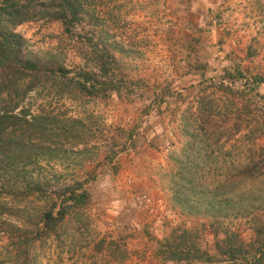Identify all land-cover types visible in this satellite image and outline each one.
I'll use <instances>...</instances> for the list:
<instances>
[{
	"label": "rangeland",
	"instance_id": "1",
	"mask_svg": "<svg viewBox=\"0 0 264 264\" xmlns=\"http://www.w3.org/2000/svg\"><path fill=\"white\" fill-rule=\"evenodd\" d=\"M19 1L31 19L8 30L21 37L26 58L91 71L118 89L62 93L55 77L37 74L0 96V111L19 103L16 116L30 110L54 118L44 144L39 126L37 137L18 133L37 157L0 177V264H202L199 255L228 264L230 248L257 243L264 232V101L235 100L219 87H232L226 72L238 68L246 79H263L264 95V0H74L80 20L70 32L49 18L50 1ZM210 80L219 86L209 88ZM205 98L213 102L203 113L213 107L216 123L204 124L207 133L220 127L232 135L211 138L210 148L198 135ZM247 106L255 114L233 137L235 122L225 117ZM33 181L45 190L32 194ZM81 185L85 205L34 241L62 188ZM166 239L181 241L188 260L167 261L160 254Z\"/></svg>",
	"mask_w": 264,
	"mask_h": 264
},
{
	"label": "trees",
	"instance_id": "2",
	"mask_svg": "<svg viewBox=\"0 0 264 264\" xmlns=\"http://www.w3.org/2000/svg\"><path fill=\"white\" fill-rule=\"evenodd\" d=\"M32 1V0H28ZM50 1L47 6V10L49 13L48 16L52 20H57L63 22L64 26H66L67 32L72 30V27L78 22L79 19V9L80 6L78 1L74 0H61V2L56 3L59 0H48ZM19 0H0V71L4 74L3 76V86L0 87V96H3L5 92L9 95L11 87L16 88L20 86L21 82L24 81L26 78H33L37 74L47 75L50 79L52 77L56 78V87L64 93L65 90H70L72 88L78 89L79 92L88 96H98L101 94H107L109 91L117 90V85L113 83H105L102 81H97L93 73L88 70L83 71H75L71 69H67L66 67H51V68H44L42 64L33 59L26 58L24 56L23 50V42L21 37L15 34L14 32L8 30V25L11 23L12 25H18L23 22L30 20L31 18L23 16V12L28 7L19 6ZM109 73V69L107 66L100 67V75L102 77L107 76ZM244 73L241 72L238 68L234 71H227L226 76L231 81L232 87H223L220 84L219 89H223L227 91V94L234 98L235 100L244 99L245 96H250L251 101L263 100L264 95L260 93L261 85L263 83V79L260 76H255L251 80L246 79L243 75ZM246 80L242 85V88H235L234 86L240 82ZM208 82L210 86L209 88H215L217 82L215 83L213 80ZM222 83V82H221ZM219 86V84L217 85ZM34 86H30L27 90L31 91L34 90ZM218 89V90H219ZM61 92H59L60 95ZM231 94V95H230ZM11 95V94H10ZM12 97V96H11ZM212 100L209 98H205L204 101H201L202 108L201 111L203 113L206 112L207 107L212 104ZM19 103L15 104L12 109L5 108L4 111H0V177H4L10 172H17L19 165H23V170L26 166H30L34 164L32 159L37 157L34 153L36 150L35 145L25 144L24 142H18L17 135L18 133L23 130L26 133H30V136H36V126H39L38 133L39 140L41 142H48L43 141L47 131L46 125H49L50 122L53 124L54 118L50 120V117L47 115L40 114L39 116H34L31 114L30 110H23L20 116L14 115V111L17 110L19 107ZM256 108L259 107H255ZM247 113H240L237 109H232L229 112L228 116L225 117L226 123L228 120H234L235 124L232 128L233 137L242 133V120L245 116H250L255 114V111L251 109V107L247 106ZM210 113H203L200 116L201 125L199 127L198 135L203 134L202 143L208 146H212L210 143V139L215 137L216 143L221 141L224 136L230 137L232 136L230 131L228 130H221L218 131L220 127H215L214 132L207 133V129L204 124L212 123V126L216 124L215 121V113L214 108L210 107ZM233 115V118L231 117ZM31 120H30V119ZM30 120V121H29ZM256 130L250 131L249 140H252L253 144L256 141L255 132ZM202 132V133H201ZM230 137L228 140H230ZM31 139V138H30ZM34 139V138H33ZM30 140V141H33ZM44 144V143H43ZM45 148H40L39 154L43 153L45 149H49L48 145ZM214 151V150H213ZM212 151V152H213ZM211 152V153H212ZM21 172V171H18ZM34 185L31 186V193L37 194L41 193L44 189L43 185L40 182L33 181ZM59 203H53L48 211L44 212L40 221V224L33 230L35 235H32L34 241L40 238H48L52 236V233L56 231V229L60 226L61 222L69 215V210L73 207L85 205L88 200V192L84 191V186L81 185L78 189L70 186H66L62 188V192L58 194ZM57 210V211H56ZM259 239L258 242L253 244L247 250L244 249L243 244H240L239 248H230L229 253V263L228 264H264V232H258ZM35 236V237H34ZM174 246V248L168 249L167 247ZM187 248H184L181 241L178 242H171L170 240H165L163 243H160V254L167 260L172 261H187L188 258L186 257ZM168 252L170 253L168 255ZM25 253V251H24ZM26 254V253H25ZM185 256V257H184ZM184 258V259H183ZM212 257H207L210 260V263L204 261L203 256H197V260L201 261L202 264H213V261L210 259ZM200 259V260H199ZM204 262V263H203ZM226 262V261H224ZM24 264V263H23ZM189 264V263H188ZM219 264H222L219 261Z\"/></svg>",
	"mask_w": 264,
	"mask_h": 264
}]
</instances>
